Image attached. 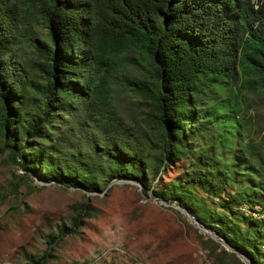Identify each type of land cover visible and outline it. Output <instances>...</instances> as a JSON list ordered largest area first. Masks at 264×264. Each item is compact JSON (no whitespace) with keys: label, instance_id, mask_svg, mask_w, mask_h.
<instances>
[{"label":"trees","instance_id":"trees-1","mask_svg":"<svg viewBox=\"0 0 264 264\" xmlns=\"http://www.w3.org/2000/svg\"><path fill=\"white\" fill-rule=\"evenodd\" d=\"M254 96L264 98V0H0V153L89 192L100 189L91 179L101 165L110 182L148 191L151 146L155 177L189 154L188 177L160 196L264 264L260 222L242 210L264 214ZM130 97L150 104L148 146L123 113ZM194 189L223 197L247 228L222 210L200 216Z\"/></svg>","mask_w":264,"mask_h":264},{"label":"rangeland","instance_id":"rangeland-1","mask_svg":"<svg viewBox=\"0 0 264 264\" xmlns=\"http://www.w3.org/2000/svg\"><path fill=\"white\" fill-rule=\"evenodd\" d=\"M40 30L45 32L44 28ZM134 98L128 99L123 113L138 127L148 146L155 138L153 121L148 117L150 104ZM249 114V135L264 157V98L254 96ZM49 132L54 138L61 130ZM42 142L50 143L49 139ZM148 154L151 190L146 191L139 181L110 185L112 169L104 164L91 179L100 189L89 192L48 181L41 167L25 170L9 150L0 153V264H35L34 259L40 264H246L229 246L203 232L172 205L177 201L166 200L167 204L160 196V192H171L188 177L191 155H182L155 177V147L151 146ZM231 191L224 197H230ZM222 200L199 189H194L189 198L198 210H205H199L200 216L224 211L230 221L241 224L243 232L246 223L239 215L226 211ZM86 205L89 208L83 214ZM260 209L242 210L259 220L257 238L264 253V214ZM80 218L81 224L75 227Z\"/></svg>","mask_w":264,"mask_h":264},{"label":"water","instance_id":"water-1","mask_svg":"<svg viewBox=\"0 0 264 264\" xmlns=\"http://www.w3.org/2000/svg\"><path fill=\"white\" fill-rule=\"evenodd\" d=\"M126 181H136V180H126V179H114L110 185H112L114 182H126ZM165 201V200H164ZM166 202V201H165ZM167 204H170L168 202H166ZM175 207L181 209L184 214L197 226L199 227L203 232H209L210 234H212V236L214 238H216L217 240H219L220 242L224 243L225 245L229 246L232 250H234L235 252L238 253V255L244 260V262L246 264H253L252 261L248 258V256L240 251H238L237 249L233 248L232 246H230V244L223 239L222 237H220L215 231H212L211 229H209L208 227H206L200 220L196 219L194 217V215L188 211L185 207L179 205V204H173Z\"/></svg>","mask_w":264,"mask_h":264}]
</instances>
